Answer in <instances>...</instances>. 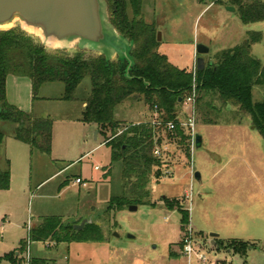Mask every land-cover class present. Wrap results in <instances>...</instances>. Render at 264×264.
<instances>
[{
    "label": "rangeland",
    "instance_id": "obj_1",
    "mask_svg": "<svg viewBox=\"0 0 264 264\" xmlns=\"http://www.w3.org/2000/svg\"><path fill=\"white\" fill-rule=\"evenodd\" d=\"M102 2L111 23L108 0ZM228 7L226 0H142L140 18L153 27L156 41L160 34L158 53L193 76L199 57L196 45L208 48V54L200 57L205 63L213 62L217 53L241 44L250 33L261 35L260 42L251 47V55L264 65V22L244 25L238 11L233 8L229 12ZM4 30L23 34L33 45L43 47L50 58L79 54L89 61L102 57L76 47H45L18 22L0 32ZM126 42L125 48L118 46L122 55L134 49ZM118 59L116 56L111 62ZM9 76L8 102L35 118H50L54 130L48 156L16 141L12 124H0L5 136L0 163L8 160L10 165V187L0 192V257L18 248L28 227L44 217L56 216L73 226L81 223L80 217L94 222L101 227L104 241L31 243L30 258L56 264H186L180 244L187 235L207 253V264H264V140L251 127L249 116L215 101L219 112L209 118L216 125H205L203 112L195 103L181 106L178 121L188 137V154L185 146L161 132L160 140L166 147L161 157L164 165L161 177H152L148 186L154 206H137L134 212L128 207L106 215V204L111 195L119 194L122 183L119 165H111L110 150L101 145L103 138L97 133L96 140L91 128L80 121L82 103L91 90L89 78L81 82L73 100L64 101V85L60 82L44 84L33 99L28 77ZM252 100L263 101L264 89L255 87ZM116 112L125 125L154 118L141 99L125 101ZM189 118L193 119V129L186 126ZM196 135L203 137L199 149L194 148ZM195 173L200 175L199 180L194 178ZM78 176L85 188L75 184ZM65 181L68 184L61 187ZM186 192L190 199L185 197ZM163 198L172 207H166ZM179 210L189 217L183 233ZM211 233L223 241L248 242L253 249L245 257L224 249L217 252L210 243ZM170 252L175 258L169 257ZM191 263L198 264L195 260Z\"/></svg>",
    "mask_w": 264,
    "mask_h": 264
},
{
    "label": "trees",
    "instance_id": "obj_2",
    "mask_svg": "<svg viewBox=\"0 0 264 264\" xmlns=\"http://www.w3.org/2000/svg\"><path fill=\"white\" fill-rule=\"evenodd\" d=\"M238 11L242 24L264 22V0H226ZM142 0H108L111 24L119 35L134 45L128 58L116 62L99 57L83 60L81 55L72 58H50L41 46H35L23 34L15 31L0 32V124L14 126L16 141L50 155L53 140V121L35 118L10 104L6 98V80L9 75H24L31 82L33 99L47 83L64 85L62 100H73V94L85 78L91 90L82 104L80 121L97 128L103 144L110 150L111 165H119L122 187L119 194L111 195L105 214L111 215L130 206L150 205L149 183L152 177H161L164 165L161 157L154 156L156 147H163L162 131L166 138L177 140L188 151V137L179 126L178 113L188 97L204 115L205 125H216L209 116L219 112L214 103L232 106L237 112L249 116L251 127L264 140V100L254 103L255 87L264 89V65L251 55V47L261 40L259 33H250L239 45L217 53L214 61L205 63L202 71L179 69L166 56L158 53V43L152 26L140 18ZM131 11L132 17H129ZM194 86V91H193ZM129 99L142 100L153 114L151 122L125 125L116 117L119 105ZM208 100V101H207ZM174 130L167 129L168 124ZM0 131V148L4 142ZM9 161L0 163V191L10 187ZM108 174H105L107 177ZM166 207H172L163 198ZM180 230L185 232L188 214L179 210ZM78 224V223H77ZM27 240L30 243L54 245L77 241H104L100 226L87 222L80 231L64 224L60 217H44L30 228L18 248L0 257V264H22ZM181 246V244H180ZM214 248L245 257L252 244L239 240L216 239ZM169 257H175L172 252ZM29 264H56L42 258H30Z\"/></svg>",
    "mask_w": 264,
    "mask_h": 264
},
{
    "label": "water",
    "instance_id": "obj_3",
    "mask_svg": "<svg viewBox=\"0 0 264 264\" xmlns=\"http://www.w3.org/2000/svg\"><path fill=\"white\" fill-rule=\"evenodd\" d=\"M227 11L233 12L234 9L228 7ZM15 22L22 30L38 37L45 47L56 50L76 47L81 51L97 53L108 61L116 56H129L122 55L118 50V46L125 48L127 42L108 21L102 0H0V29ZM157 42H160L159 33ZM208 51L205 46L196 45L195 53L199 56L195 61L196 71L204 69L205 62L200 56L208 54ZM201 146L202 137L196 135L194 148ZM194 178L199 180L200 175L195 173ZM137 208L130 206L129 210L134 212ZM87 222L83 220L73 229L80 231ZM209 237L211 245H214L219 236L211 233Z\"/></svg>",
    "mask_w": 264,
    "mask_h": 264
},
{
    "label": "built area",
    "instance_id": "obj_4",
    "mask_svg": "<svg viewBox=\"0 0 264 264\" xmlns=\"http://www.w3.org/2000/svg\"><path fill=\"white\" fill-rule=\"evenodd\" d=\"M194 103V99L193 96L188 97L185 102H184V106H188V107H192ZM152 125H158L155 120L152 121ZM186 126L189 129H193L194 123H193V119L189 118L186 122ZM167 129L169 131H173L174 130V125L173 124H168L167 125ZM195 140V138H194ZM166 151V147H156V149L154 150V156L156 157H162L163 152ZM95 170H98V168H95ZM75 184H80L83 187H85V183H83V181L81 179H76L75 180ZM185 197L187 199H190V194L188 192L185 193ZM30 227H28L27 229V234L29 233ZM30 241L27 240L26 243V247L23 253V262L22 264H29L30 261ZM180 252H181V256L184 257V259L187 261L186 264H192V260H195L198 264H207L209 262V258L207 253H205L204 251H201L195 244V242L189 237V236H184L183 239L181 240V246H180Z\"/></svg>",
    "mask_w": 264,
    "mask_h": 264
},
{
    "label": "crops",
    "instance_id": "obj_5",
    "mask_svg": "<svg viewBox=\"0 0 264 264\" xmlns=\"http://www.w3.org/2000/svg\"><path fill=\"white\" fill-rule=\"evenodd\" d=\"M9 77H10V76H8V77H7V80H6V98H7V100H8V90H7V89H8V79H9ZM84 106H85V104H82V108H84ZM116 117H119V114H116ZM138 123H140V122H138ZM138 123H134V124H138ZM82 124H83V123H82ZM83 125L88 126L89 128H91V133H93L94 136H95V139L98 140V137H96V135H97V133H98V132H97V128H96L95 126H93V125H86V124H83ZM53 130H54V124H53ZM99 136H100V135H99ZM52 141H53V140H52ZM102 144H103V143H101V145H102ZM202 144H203V137H202ZM76 179H81V177L78 176V177L75 178V180H76ZM65 182H66V183L63 182V184L61 185V187L64 186V185H66V184H68V181H65ZM74 182H75V181H74ZM77 185H78V184H77ZM79 186H81L82 188H85V187H86V185H85V187H83V186L80 185V184H79ZM0 192H5V191H0ZM6 192H7V191H6ZM61 192H62V191H61ZM78 220H79L78 222L80 223V222H82L83 220H85V218L80 217ZM86 221H87V220H86ZM39 223H40V222H38L37 224H39ZM37 224H36V225H37ZM218 238H220V237H218ZM22 240H23V239H22ZM211 242H212V241H211ZM211 242H210V243H211ZM173 258H175V257H173ZM42 259H43V258H42Z\"/></svg>",
    "mask_w": 264,
    "mask_h": 264
}]
</instances>
